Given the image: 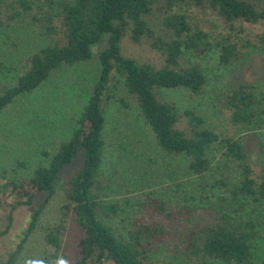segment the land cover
<instances>
[{"label": "trees", "instance_id": "1", "mask_svg": "<svg viewBox=\"0 0 264 264\" xmlns=\"http://www.w3.org/2000/svg\"><path fill=\"white\" fill-rule=\"evenodd\" d=\"M198 11L216 16L231 34L213 37L198 21ZM243 23L264 28V0H0V30L31 24L48 41L24 59L26 69L14 85L0 84V115L63 67L90 61L95 48L105 44L98 55V80L71 136L53 153L44 152L48 160L29 176L3 178L0 240L10 235L20 209L31 210V215L14 249L0 253V264H15L64 172L77 161L79 167L64 183L68 203L63 218L43 238V264H151L150 255L160 244L171 246L185 264H254L258 223L242 211L245 201L264 204V164L256 174L238 134L247 133L264 117L255 87L225 88L216 97L229 112L234 135L209 128L197 110L181 112L174 102L157 95L160 89H183L192 98L204 95L207 75L189 55L201 56L216 48L221 64L239 63L244 46L232 32ZM125 40L147 47L156 58L145 61L126 54ZM257 43L264 50V30ZM7 70L0 62V72ZM120 85L139 108L159 148L170 156L186 157L191 174L206 175L213 168L209 152H222V175L214 182L222 195L215 204L214 223L186 224L193 218L191 206L172 204L151 193L139 202V214L130 220L132 228L126 233L105 222L121 210L108 200L112 181L100 175L106 147L104 105ZM23 167L20 162L13 171ZM72 228L82 233L74 261L65 255L63 242Z\"/></svg>", "mask_w": 264, "mask_h": 264}, {"label": "rangeland", "instance_id": "2", "mask_svg": "<svg viewBox=\"0 0 264 264\" xmlns=\"http://www.w3.org/2000/svg\"><path fill=\"white\" fill-rule=\"evenodd\" d=\"M198 21L213 37L231 30L213 14L198 11ZM236 33L244 46L245 56L237 64L223 65L219 49L197 56L189 55L198 63L208 78L206 93L192 98L183 89H160L157 95L174 102L183 112L192 108L206 120V125L228 135L237 133L229 123V112L223 109L216 97L229 87L243 84L253 85L264 108V50L257 46L258 35L264 28L248 23L235 25ZM240 28L242 30H240ZM47 39L40 36L34 25L16 26L11 30H0V62L7 66L0 72V84L14 85L25 71L24 59L47 45ZM105 44L94 50L93 58L75 66H65L55 73L42 87L31 94L17 98L0 115V185L3 178L32 174L35 168L48 160L44 152L53 153L60 141L71 136L83 107L100 74L98 55ZM126 54L153 61L156 54L145 46H136L125 40ZM121 100L129 104L125 107ZM106 118L104 136L106 147L100 175L112 181L108 190V200L118 203V215L105 219L116 231L126 233L132 228L131 221L139 214V202L146 194L165 198L172 204L184 203L193 208V218L186 224L214 223L217 218L216 202L222 191L214 186L215 179L222 175V152L212 150L208 156L212 169L204 176L188 171V159L184 156H170L157 145L155 136L134 104L120 85L112 92V98L104 105ZM246 150L247 161L256 174H260L264 164V117L247 133H239ZM25 167L17 172L18 163ZM79 161L67 169L56 187V193L37 224L35 231L17 255L15 264H43V238L48 229L63 218L67 199L64 183L79 167ZM187 200V201H186ZM243 216L257 220L260 233L254 264H264V204L243 202ZM5 213L0 211V218ZM31 210L20 209L15 215L10 235L0 240V253L12 251L18 244L30 221ZM82 233L70 229L64 237L65 255L74 261L78 254V243ZM64 259V258H63ZM63 259L61 261H63ZM151 264H185L181 256H175L171 246L160 244L150 255Z\"/></svg>", "mask_w": 264, "mask_h": 264}]
</instances>
